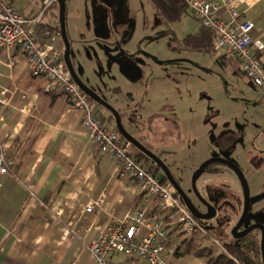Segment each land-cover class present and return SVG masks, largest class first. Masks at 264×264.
Returning <instances> with one entry per match:
<instances>
[{"label": "crops", "instance_id": "obj_1", "mask_svg": "<svg viewBox=\"0 0 264 264\" xmlns=\"http://www.w3.org/2000/svg\"><path fill=\"white\" fill-rule=\"evenodd\" d=\"M235 2L241 17L253 23L252 35L264 42V0ZM105 5L116 16V33L112 29L110 41L105 37L107 32L102 34L103 39L96 35V38L92 37L95 27L91 23L76 26L80 36L76 37L75 62L78 67L75 69L80 78L116 105H120L119 100L123 102L120 99L122 92L134 103L139 95L137 91H143L144 85L148 84V96L150 92L159 97L165 95L167 86L162 85L157 77L158 65L162 61L150 58L149 51L142 47L143 42L138 44L137 51H133V42L127 38L132 25L123 19L124 10L116 1L109 0ZM102 15L100 9L96 10L97 20ZM183 19L192 33L200 27L190 14ZM102 46L116 48L117 64L110 68V72L103 73V64L110 66V61L102 60ZM189 51L192 52L193 64L204 63L212 69L215 64L221 65L228 98L232 97L237 102L234 109L246 107L253 112V119L258 116L259 122L255 121V125L264 127V91L247 77L238 58L226 57L215 50L210 52L213 53L211 55ZM260 55L264 64V51ZM119 78L121 81L117 83ZM44 82L43 76L32 74L24 52L14 50L9 58L5 50H0V85L6 88L5 95L9 101L8 105L0 103V141L6 156L14 160L9 172L0 177V264H98L87 246L112 219H122L137 208L165 218L168 211L160 208L152 196L142 195L136 183L119 176L117 160L101 154L95 142L88 137L81 124V112L71 105L65 94L45 91ZM133 86L141 89L134 91ZM141 101L146 107L137 112L143 116L151 110V98L143 95ZM120 107H125L124 103ZM96 110L102 122L115 130V120L110 112L97 106ZM161 115L164 116L161 113L153 115L157 126L166 128V124L160 123L164 120L171 128L181 127L174 118L161 119ZM219 123H222L221 119L213 124ZM212 126L206 122L201 129L194 126L184 135L179 132L177 140L170 132L168 136H159L158 141L164 144L182 142V137L195 138V134ZM101 199L91 212L86 210L89 204ZM172 221V218L167 220L165 230ZM67 228L72 230L69 235L64 233ZM199 229L204 234L208 233L202 227ZM145 231L142 228L141 235ZM203 251L189 256L172 246L167 233L162 256L171 264H207ZM108 264L146 263L135 256L119 253L110 256Z\"/></svg>", "mask_w": 264, "mask_h": 264}, {"label": "rangeland", "instance_id": "obj_2", "mask_svg": "<svg viewBox=\"0 0 264 264\" xmlns=\"http://www.w3.org/2000/svg\"><path fill=\"white\" fill-rule=\"evenodd\" d=\"M104 1L108 3L109 0H65L66 29L71 44V62L75 68L78 67L75 62L78 45L76 37L80 36L77 34L76 26L81 27V24L88 26L91 23L95 27L91 36L96 38V35L103 39L102 34L107 32L105 37L108 41L111 40L112 29L116 33L114 28L116 16L108 11ZM110 1L119 3L120 9L124 10L123 19L126 18V21L132 25V29L126 32L128 33L127 38L133 42V51H137L138 44L143 42L142 47L149 51L148 56L156 62L162 61L158 65L157 77L158 81L163 82L162 85L167 86L164 88L167 92L160 97L150 92L148 96L146 93L147 89L150 91L147 87L150 86L149 84L144 85L143 91L140 87L133 86L134 91L141 89L137 91L138 98L134 99L133 103L122 92L120 99L123 102L119 100L120 105H116L114 101L111 102L105 95L101 96L119 109L126 130L147 149L160 155L163 150H166L164 153L167 156L164 154L163 161L171 167L172 173L178 178L183 190L194 200L197 196L192 188L191 178L202 162L209 158L219 157L237 165L247 178L250 191L251 204L245 227L255 223L264 224V131L261 132L264 127L258 128L255 125V121L259 122L258 116L253 119V112L246 107L239 106L234 109L237 102L232 97L228 98V88L221 65L215 64L212 69L204 63L202 65L193 64L192 52L183 49L180 44V40L185 35L192 33L187 28V22L182 21L184 17L175 23L168 22L157 15L152 4L147 0ZM9 2L26 19L36 17L44 11L43 0H9ZM88 9L90 14H87ZM98 9L103 12L98 19L99 22L95 17ZM80 13L82 15H79ZM58 17L59 3L56 1L44 12L43 22L56 27L59 25ZM98 31L100 34L97 33ZM56 45L64 52L65 48L60 36L56 38ZM102 48V60L110 61V66L103 64V73L110 72V68L117 64L116 48L110 46H102ZM215 51L218 50L215 49ZM137 54L139 55L138 52ZM211 54L213 53H202V55ZM150 65H153L152 60H150ZM120 81L119 78L117 83ZM152 81L151 79L150 84ZM123 82L126 83L124 80ZM161 92L160 90L158 93ZM143 95L151 98L149 105L151 110L142 116L137 111L146 107L141 101ZM121 103H124L125 107H120ZM96 106L102 107L99 104ZM160 113L164 114V116L161 115V119L174 118L181 125V130L179 127H169L168 122L164 120H160V123L166 124V128L162 125L157 126V123L153 122L155 118L153 115ZM218 119H221L222 123L214 125L213 123ZM206 122L214 126L195 134V138L193 136L191 139L182 137V142L177 141L170 144L158 141L159 136L163 134L168 136L170 132L177 140L179 132L184 135L194 126L201 129ZM159 132H161L160 135ZM131 147L132 145L129 151L132 154L134 146L132 149ZM197 190L202 198L216 210L213 218L197 221L199 226L208 233L204 234L199 228L187 232L177 219H173L170 223L172 225L165 230L172 246L178 247L189 256L198 254L206 248H213L217 252L226 242L234 239L232 230L244 209L241 180L232 168L223 163L214 162L205 167L197 180ZM178 200L181 202L180 197ZM260 237V230L256 228L235 241L244 248L251 249Z\"/></svg>", "mask_w": 264, "mask_h": 264}, {"label": "built area", "instance_id": "obj_3", "mask_svg": "<svg viewBox=\"0 0 264 264\" xmlns=\"http://www.w3.org/2000/svg\"><path fill=\"white\" fill-rule=\"evenodd\" d=\"M43 3V13L26 19L9 0H0V50H5L9 58L14 50L24 52L32 74L45 78L44 90L65 94L71 105L81 112V124L88 137L101 154L117 160L119 176L136 183L142 195L152 196L160 208L169 212L165 218L146 209L131 210L122 219H112L87 249L98 264H108L109 257L119 253L135 256L146 264H171L162 256L167 220L177 219L187 232L200 226L175 196V187L168 181L162 183L158 175L138 164L129 151L130 143L119 139L117 131L109 129L99 118L96 102L82 91L64 64L62 52L56 45L60 30L40 27L44 12L56 0H43ZM187 3L191 16L200 26L215 31V49L226 57H237L247 77L264 91V64L260 55L264 42L252 35L253 23L241 17L235 0H187ZM9 65L12 67V61ZM6 91L0 85L2 105L9 104ZM13 163L0 141V177L9 172ZM101 201L92 202L86 210L91 212ZM142 228L146 231L141 235ZM64 233L69 235L72 230L67 228Z\"/></svg>", "mask_w": 264, "mask_h": 264}, {"label": "water", "instance_id": "obj_4", "mask_svg": "<svg viewBox=\"0 0 264 264\" xmlns=\"http://www.w3.org/2000/svg\"><path fill=\"white\" fill-rule=\"evenodd\" d=\"M59 3V29L61 38L64 44V52H63V59L65 66L72 74L75 82L79 85V87L82 89L84 93H86L89 97H91L96 104L101 105L103 108H105L107 111L110 112L111 116L115 120L116 129L119 132V134L125 139V141L129 142L130 145L134 146L139 152L145 154L148 158H150L155 163V168L153 173L155 175H158L161 180L166 179L169 183H171L175 189L178 196L181 198L182 204L185 206V208L190 212V214L195 219H201V220H209L215 216L216 210L214 207L209 205L199 194L197 190V180L202 175L205 167L211 163L219 162L223 163L230 168H232L238 177L241 180L243 192H244V209L242 212V215L238 221V223L235 225V227L232 230V234L234 238H241L251 232L252 230L258 228L261 230V253L264 260V224L262 223H255L247 227L246 229L238 232L239 228L242 227L248 217L249 209H250V191H249V185L247 178L243 174L242 170L235 165L234 163L230 162L227 159L219 158V157H213L205 160L202 162L197 171L192 175L191 178V185L192 188L199 200L203 202L207 206V212L203 213L201 212L191 201L189 196L186 194V192L183 190L177 179L175 178L174 174L172 173L171 169L165 164V162L159 157L157 154L151 152L149 149H147L138 139H136L132 134H130L124 124L123 120L120 114L119 109L113 105L110 101L105 100L99 93L95 92L93 89H91L79 76L77 73L73 63L71 62V44L68 37L67 29H66V3L65 0H56Z\"/></svg>", "mask_w": 264, "mask_h": 264}, {"label": "trees", "instance_id": "obj_5", "mask_svg": "<svg viewBox=\"0 0 264 264\" xmlns=\"http://www.w3.org/2000/svg\"><path fill=\"white\" fill-rule=\"evenodd\" d=\"M155 9L157 15L163 17L168 22H178L185 15L190 14L189 5L187 0H147ZM191 15V14H190ZM40 27H48L51 30L59 31V25L52 27L48 23L41 21ZM216 33L214 30L206 29L202 26L198 28L196 32L185 35L181 40V47L185 50L196 51L199 53H209L215 50ZM63 57V53H62ZM117 131V129L115 128ZM118 133V137L124 140ZM131 146V145H130ZM133 147V146H132ZM131 147V149H132ZM134 160L145 169L150 172L154 171L155 163L148 158L145 154L139 152L133 147V153L131 154ZM161 157L160 154H157ZM162 183H167V180H162ZM178 197V195H175ZM179 199V198H178ZM196 221H199L196 219ZM164 244V241H163ZM247 249L241 246L236 241L230 240L222 246V250L215 251L212 248H207L203 251V255L207 259V264H263V258L259 253V248Z\"/></svg>", "mask_w": 264, "mask_h": 264}, {"label": "flooded vegetation", "instance_id": "obj_6", "mask_svg": "<svg viewBox=\"0 0 264 264\" xmlns=\"http://www.w3.org/2000/svg\"><path fill=\"white\" fill-rule=\"evenodd\" d=\"M162 158V157H161ZM162 160H163V158H162ZM170 169H171V167H169ZM172 171V170H171ZM175 176V175H174ZM175 178L177 179V181L179 182V180H178V178L175 176ZM179 184H180V182H179ZM177 194V193H176ZM178 195V194H177ZM177 198H179V196L177 197ZM190 199H191V201L194 203V205L201 211V212H203V213H206L207 212V206L203 203V202H201V200H199L198 198L196 199V200H194L193 198H191V197H189ZM198 220H201V219H198ZM203 221H205V220H203ZM244 229H246V227H245V224L242 226V227H240L239 228V230H238V232H240V231H242V230H244ZM257 230H260V229H258L257 228ZM250 233V232H249ZM248 233V234H249ZM260 234H261V230H260ZM247 235V234H246ZM234 238V237H233ZM237 238H234V239H232V241H235ZM260 240H261V237H260ZM260 240H258L257 242H256V244H258L259 243V247H257L256 245H255V249H257V248H259V253L261 254V256H262V253H261V245H260ZM253 248V247H252ZM262 258H263V256H262ZM263 264H264V260H263Z\"/></svg>", "mask_w": 264, "mask_h": 264}]
</instances>
